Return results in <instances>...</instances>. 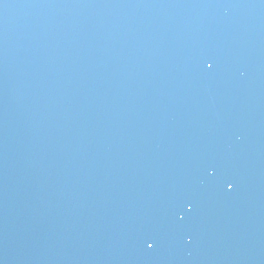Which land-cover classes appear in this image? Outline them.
<instances>
[{
	"label": "water",
	"instance_id": "1",
	"mask_svg": "<svg viewBox=\"0 0 264 264\" xmlns=\"http://www.w3.org/2000/svg\"><path fill=\"white\" fill-rule=\"evenodd\" d=\"M0 264H264V0H0Z\"/></svg>",
	"mask_w": 264,
	"mask_h": 264
},
{
	"label": "snow or ice",
	"instance_id": "2",
	"mask_svg": "<svg viewBox=\"0 0 264 264\" xmlns=\"http://www.w3.org/2000/svg\"><path fill=\"white\" fill-rule=\"evenodd\" d=\"M212 66H213L212 64H208V67L209 68H211ZM228 187L231 188V187H233V185L232 184H229ZM153 246H154L153 244H149L148 245V247H150V248L153 247Z\"/></svg>",
	"mask_w": 264,
	"mask_h": 264
}]
</instances>
